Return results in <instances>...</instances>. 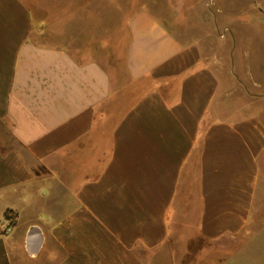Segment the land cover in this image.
Instances as JSON below:
<instances>
[{"label":"crops","instance_id":"crops-1","mask_svg":"<svg viewBox=\"0 0 264 264\" xmlns=\"http://www.w3.org/2000/svg\"><path fill=\"white\" fill-rule=\"evenodd\" d=\"M95 1L0 0V264H178L206 254L195 239L253 233L264 53L243 44L232 9L264 0H182L214 30L185 41L150 10L157 0H102L131 8L121 69L38 40L32 8ZM262 237L231 264H264Z\"/></svg>","mask_w":264,"mask_h":264},{"label":"rangeland","instance_id":"rangeland-1","mask_svg":"<svg viewBox=\"0 0 264 264\" xmlns=\"http://www.w3.org/2000/svg\"><path fill=\"white\" fill-rule=\"evenodd\" d=\"M128 0H118L120 5L128 4ZM94 7L87 8H36V11L41 14L44 23L38 24V40L48 44H64L73 54L80 56L83 53L96 58L109 69L120 68L122 65V55L127 33L125 32L124 16H128L131 8L118 7L109 4L106 1L96 0ZM157 7H151L152 10L161 20L168 25L174 33L183 41L190 39L192 36L200 34H213L212 25L200 22L197 9L185 8L182 5V0L177 2V6L172 7V2L168 0H157ZM235 10V16L245 20L242 24H237L236 29L243 44L246 46L248 39L252 48L264 53V23L253 24L248 23L257 17L264 18V8L258 9L255 7L232 9ZM227 27L223 28L226 32ZM220 29L216 33L221 34ZM210 44L213 41L209 42ZM252 59V58H251ZM263 63L264 55L254 59V63ZM121 69V68H120ZM262 107L261 103L252 105V109ZM3 131V136L7 135V125L0 127ZM264 181V174L262 175ZM258 213L254 216V232L242 236L243 238L235 239H220L216 242L195 239L190 245L191 250H196L199 247L207 250L201 258L193 255L179 254L181 247L177 248L180 262L178 264H231L230 253L238 246H242L246 239H250L253 235L261 233L264 239V197L260 204ZM6 217L10 218V224L13 223V217L6 213ZM260 260L261 255L256 257ZM254 260V259H253ZM229 262V263H228Z\"/></svg>","mask_w":264,"mask_h":264},{"label":"built area","instance_id":"built-area-1","mask_svg":"<svg viewBox=\"0 0 264 264\" xmlns=\"http://www.w3.org/2000/svg\"><path fill=\"white\" fill-rule=\"evenodd\" d=\"M10 221H11L10 218L5 217V225H3V229H2L4 232H7L10 229L11 227Z\"/></svg>","mask_w":264,"mask_h":264}]
</instances>
